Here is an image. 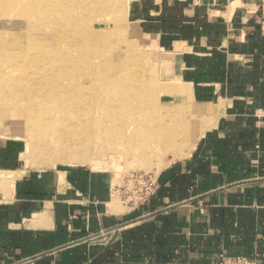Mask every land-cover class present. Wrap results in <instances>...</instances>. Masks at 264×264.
<instances>
[{"label":"crops","instance_id":"crops-1","mask_svg":"<svg viewBox=\"0 0 264 264\" xmlns=\"http://www.w3.org/2000/svg\"><path fill=\"white\" fill-rule=\"evenodd\" d=\"M129 15L206 129L123 210L104 170H25L0 146V264H264V0H131Z\"/></svg>","mask_w":264,"mask_h":264},{"label":"bare ground","instance_id":"bare-ground-1","mask_svg":"<svg viewBox=\"0 0 264 264\" xmlns=\"http://www.w3.org/2000/svg\"><path fill=\"white\" fill-rule=\"evenodd\" d=\"M101 1L0 0V12L10 8L23 11L27 31L36 28V25L42 26L39 30H50L52 29L50 26L56 21L60 25L57 49L53 54H44L39 58L35 56L33 59L29 57L27 62H23L22 59L17 65L10 63L11 55L3 54L5 68L0 69V116L3 114V108L13 109V116L18 120V128L23 127V134L32 142L28 145L25 142L27 151L38 148L41 152L50 147L57 149L56 154L60 153L59 158L81 154L83 158L90 160L100 154L99 148L106 147L108 152L133 155L137 160L134 167L141 166L147 169L157 167L161 170L168 165L161 162L166 154L185 156V153H181L184 148L191 151L196 139L192 136L193 127L185 126L183 122L181 124L170 122L164 125L158 120L151 119L146 112L149 108L144 101L146 96L144 91L131 84L124 75L116 73L114 70L117 65L113 67L109 62L112 61L111 58L103 56L101 50H97L96 41L102 37L98 38L99 31L93 29L92 20L87 21L85 12L91 13L93 7ZM126 28L123 31L124 36L128 38L130 34H135L132 28ZM39 38L43 41L48 39L44 35ZM63 44L65 47L62 50ZM61 51L67 57L63 62L57 58ZM40 61L47 67V63H50L46 73L40 71L41 67L33 65ZM50 61L61 63L52 65ZM111 68L113 71L110 74ZM15 72L18 75L14 74ZM29 88L33 90L26 93ZM16 93L19 95L16 99L10 98ZM56 94L60 97H56ZM69 100L79 106L81 114L78 122L85 127V137L75 141L73 146L65 145L59 140L51 143L48 137L51 131L45 125V120L54 118L53 114L60 108L65 109L66 106L67 110ZM50 102H54L52 107ZM74 150L76 152H73Z\"/></svg>","mask_w":264,"mask_h":264},{"label":"rangeland","instance_id":"rangeland-1","mask_svg":"<svg viewBox=\"0 0 264 264\" xmlns=\"http://www.w3.org/2000/svg\"><path fill=\"white\" fill-rule=\"evenodd\" d=\"M130 4L131 0H113V2L112 0H102L99 4L93 7L91 13L88 11L85 12V18L87 21L89 19L92 20L93 29L99 31L100 36L98 38L102 37L96 41L99 45V47L97 45V50H101L103 56L105 55L111 58L112 61L109 62H111L110 64H112L113 67L117 65L114 70L116 73L122 76L124 75L131 84L138 86L141 91H144V94L146 95L144 96V101L149 108L146 112L151 119L158 120L164 125L170 122H179L180 124L183 122L185 126L191 125L193 127L192 136L193 139L196 138V142L206 129L205 125L203 126L201 124L203 114L200 109L198 110V108L192 104L191 101L189 102L186 99V88L181 86L176 80L169 81L170 78L165 76L164 67L157 58L156 48L153 47L151 41H148L146 36L140 31L137 26L138 23L133 22L132 17L129 15ZM99 12L100 14H98ZM23 14V11L18 8L3 9L0 12V54L2 53L0 55V69L5 68L2 58L6 53L11 55V57H9L11 58L10 63L17 65L22 59L23 62H27L31 57V59H33L35 56V58H39L44 54L50 55L53 54L55 49H57L56 42L59 31L58 29L60 28L58 21H56L55 24H50L51 26L48 25L52 29L47 31L39 30L42 26L37 25L35 26L37 29L32 28L30 31H27L26 18L22 16ZM98 17L100 19H98ZM47 23L48 22H46V25ZM126 27L132 28L135 31V34H130L128 38L126 35L124 36L123 31ZM42 35H44L45 38L52 39L43 41L39 38ZM125 37L127 39H125ZM110 42L113 44L111 43V45ZM64 47L63 44L62 50ZM27 56L28 58L26 59L25 57ZM58 57L59 60L62 59V62L67 58L62 54V51L61 55H57V58ZM50 62L52 65L61 63V61ZM49 64L50 63L48 62V67ZM33 65H35V67H41L40 71L43 73H46L47 70H49L42 61L35 62ZM112 71L111 68L109 73L111 74ZM14 74L18 75L16 72ZM28 90L31 91L33 89L29 88L25 92L27 93ZM172 95L177 98L174 99L173 102V99L170 97ZM18 96L19 95L16 93L14 96H10V98L13 97L16 99ZM55 96L60 97L59 94H56ZM50 105L52 107L54 102H50ZM66 108L67 107L65 106V109ZM65 109L60 108V110H57L53 114L55 116H53L54 118L50 117L45 120V125L51 131V134L48 135L51 143L59 140L63 141V144L65 145L71 144V146H73L75 141H79L81 138L85 137V127L80 124V121L78 122V117H80L81 114L79 106L69 100L68 109ZM2 110L3 114L0 116V146L4 149H13L14 154H19V164L23 169L44 171L70 167L85 169L100 168L109 174V178H111L113 184L111 185V188L113 189V197L110 205H114L119 209H122L123 205L126 206L123 203V200L127 197L124 191L128 188L126 183L127 177L132 174H145L149 175L151 178H155L156 175L164 169V167L161 170L157 167L151 169L143 168L141 166L134 167L137 160L133 158V155L108 152L106 147L99 148L100 150L98 151H100V154L94 156L93 159L90 160L83 158L81 154H72L67 158H59L58 156L60 153L59 155L56 154L58 153L57 149L50 147H47L41 152H39L40 150L38 148H31L30 151H27L25 148H27L29 142L30 144L32 142L23 134L24 128H18V120L17 117L13 116V109H10L9 107L8 109L3 108ZM195 135L196 137H194ZM105 150L106 152H104ZM73 152L76 151L74 150ZM181 153H185L186 156L189 153V149L184 148ZM185 156L181 154L173 156L172 153H169L162 157L161 162L164 164L168 163L169 165L172 162L185 158Z\"/></svg>","mask_w":264,"mask_h":264},{"label":"built area","instance_id":"built-area-1","mask_svg":"<svg viewBox=\"0 0 264 264\" xmlns=\"http://www.w3.org/2000/svg\"><path fill=\"white\" fill-rule=\"evenodd\" d=\"M128 188L125 189L123 203L127 206L142 205L151 196L154 189L153 178L145 174H132L126 178ZM216 264H258L255 260L243 256H231L224 253L218 255Z\"/></svg>","mask_w":264,"mask_h":264}]
</instances>
